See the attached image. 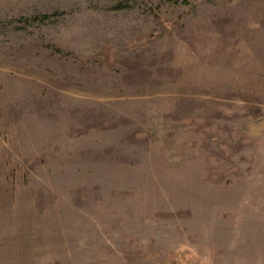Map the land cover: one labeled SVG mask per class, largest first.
I'll return each instance as SVG.
<instances>
[{"label":"rangeland","instance_id":"obj_1","mask_svg":"<svg viewBox=\"0 0 264 264\" xmlns=\"http://www.w3.org/2000/svg\"><path fill=\"white\" fill-rule=\"evenodd\" d=\"M0 264H264V0H0Z\"/></svg>","mask_w":264,"mask_h":264}]
</instances>
